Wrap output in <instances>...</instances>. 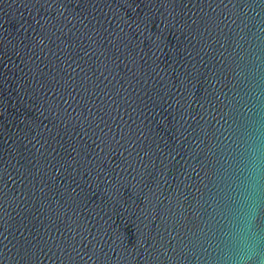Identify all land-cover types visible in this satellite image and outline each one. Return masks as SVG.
Returning <instances> with one entry per match:
<instances>
[{
  "label": "water",
  "instance_id": "1",
  "mask_svg": "<svg viewBox=\"0 0 264 264\" xmlns=\"http://www.w3.org/2000/svg\"><path fill=\"white\" fill-rule=\"evenodd\" d=\"M0 264H264V0H0Z\"/></svg>",
  "mask_w": 264,
  "mask_h": 264
}]
</instances>
